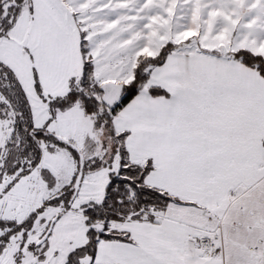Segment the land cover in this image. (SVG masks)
I'll use <instances>...</instances> for the list:
<instances>
[{"label":"snow or ice","instance_id":"6c2138e0","mask_svg":"<svg viewBox=\"0 0 264 264\" xmlns=\"http://www.w3.org/2000/svg\"><path fill=\"white\" fill-rule=\"evenodd\" d=\"M66 2L73 7L86 3V0ZM21 3L23 0H17L16 5H5L0 0V17H3L0 23V75L12 79L22 102L32 112L33 120L28 127L37 141L44 138L54 145L69 147L79 163L69 184L60 187L49 184L43 178L45 172L52 175L51 169L44 165L46 149L37 144L35 160L18 161L11 172L0 170V264H201L198 255L182 261L174 252H180L186 238L196 236L201 240L208 236L218 246L215 235L204 230L186 237L188 229L181 223L180 213L204 208H209L210 213L212 194L230 191L231 185L242 179L244 173L264 176V85L260 86L258 96L260 140L254 145L252 154L245 156L224 141L218 132L201 131L202 121L212 119L220 123L224 116L241 110L247 103L239 94L233 61L227 57L217 59L199 49L168 53L165 60H159L160 54H157L149 60L159 62L143 72L134 71L116 100L102 101L93 94L107 92L101 87L102 82L117 76L124 79L126 75L124 69L113 77L102 74L118 55L116 49L123 47V42L116 38L122 20L118 17L109 22L99 21L89 28L83 26L85 16H81V27L70 37L72 51L78 56L79 75L67 76L66 91L59 94L49 91L40 67L39 42L35 37H21L16 32ZM113 4H126V0H94L90 7L95 12ZM11 8H17V13L9 16L7 13ZM29 11L34 12V8ZM65 18L72 25L77 22L75 13L66 12ZM36 22L34 18L32 23ZM25 55L24 68L32 77L31 94L13 63L17 56L23 59ZM185 55L193 59L188 62L190 70L178 81L182 91L170 85L159 69L166 66L169 59L183 65ZM235 55L246 65L255 61L256 70L264 73V56L257 57L246 48L236 49ZM32 94L47 106L46 116L40 123L35 119ZM154 99L166 103L170 112L190 113L179 122V127L169 125L172 132L169 145L178 149L174 169L158 158L162 141L152 131L156 127L152 113ZM101 103L108 108L101 115L111 125L110 134L120 143L113 147L107 163L101 156L80 160L79 151L71 148V144L61 139L53 128L57 113L82 108L91 116ZM0 104L4 101L0 100ZM5 107L10 108L11 101ZM117 116H123V121H116ZM100 122L97 121L94 127H99ZM100 147L103 149L106 145L101 143ZM88 172L107 177L99 197H86L84 189ZM7 176L13 178L8 180ZM36 177L47 190H55L58 194L50 201L42 200L38 207L28 209L22 218L5 215L8 201L16 196L26 181L31 184ZM53 206L61 208L55 218L45 214L46 209ZM75 216L82 220L83 242L69 241V250L65 253L57 246V241L65 229L66 220ZM204 220L211 224L206 216ZM154 239L167 246V258L153 253Z\"/></svg>","mask_w":264,"mask_h":264},{"label":"rangeland","instance_id":"374dc122","mask_svg":"<svg viewBox=\"0 0 264 264\" xmlns=\"http://www.w3.org/2000/svg\"><path fill=\"white\" fill-rule=\"evenodd\" d=\"M4 4L16 5L17 2L6 0ZM93 4L94 0H86V3L73 7H70L66 0H23L21 3V10L17 16L16 32L21 37H35L39 42L42 57L40 67L45 86L49 91H52L57 83H63L64 72H77L79 74L78 56L72 51L70 37L81 27V16H85L83 26L89 28L95 22H109L118 17L121 18L122 23L116 30V38L123 42L124 47L119 48V50L122 51L121 57H124V62H114L111 64L112 66H107L102 73L113 77L120 69H124L126 73L124 79L118 76L114 79H106L114 82L122 83L129 79L131 63L134 65L138 55L153 56L169 41L176 45L175 48L185 46L187 43L198 45L199 42L222 48L218 44L221 41L227 42L230 33L246 29L255 35V48L264 52V0H126V4H113L102 11L97 10L95 12L90 7ZM30 8H34V12L30 13ZM66 12L77 14L75 25H72L71 21L65 18ZM88 17L93 19H88ZM2 18L0 17V20ZM34 18L37 20L35 24L32 23ZM199 38L202 40L200 41ZM129 41L131 42L128 43ZM228 53L231 55V51ZM26 59V55L23 59L17 56L13 63L21 73L31 94L32 77L30 72L25 71ZM114 59L118 60L119 57L116 56ZM118 64H123V66ZM57 80L58 82H56ZM0 99L4 100L1 95ZM32 100L35 119L40 123L46 116V114L44 116L43 109L47 111V106L37 101L34 94H32ZM3 113H7V115ZM3 113H0V166H3V159L8 151L13 130L12 112H5L3 109ZM75 140L76 138L73 141ZM105 141L104 135L98 133L93 151L89 148L90 140H87L82 147H77L83 148L81 152L85 160H89L93 156H101L107 161L111 155L112 147L111 143L106 145ZM101 143L106 147L102 149ZM41 146L42 149H46L44 165L51 168L53 172L52 175L47 172L43 173L44 180L48 181L49 184L55 183L57 187L69 184L72 177L67 178L68 173L73 169L75 172L77 168L76 159L71 150L66 146L61 147L46 142H41ZM49 147L52 148L51 151L47 150L50 149ZM0 170H3V167ZM87 175L89 179L84 189L86 197H99L107 177L101 178L93 172H88ZM12 178V176L6 177L8 180ZM55 193V190H47L39 177L34 178L31 184L26 181L16 196L8 201L4 214L9 217L22 218L28 209L38 207L42 200ZM60 211L61 208L53 206L47 208L45 214L53 218ZM256 219H262V216L260 218L243 217L241 223L251 225ZM69 241L83 242L82 220L79 216L66 220L65 229L57 241V246L62 248V252L66 253L69 250ZM250 248L251 250H258L253 245ZM261 249L262 247L259 252L263 255ZM62 259L63 255L61 262Z\"/></svg>","mask_w":264,"mask_h":264},{"label":"crops","instance_id":"0c3cea01","mask_svg":"<svg viewBox=\"0 0 264 264\" xmlns=\"http://www.w3.org/2000/svg\"><path fill=\"white\" fill-rule=\"evenodd\" d=\"M254 36L253 33L248 32L246 29L236 30L235 33H230V38H228L227 42L221 41L218 44L222 46V48L209 43L199 42L198 45L191 44V48L187 47L189 44L187 43L185 46L175 48L169 52L184 53L199 49L201 53L215 56L217 59L227 57L230 61L234 62L239 94L245 97L247 103L241 110L224 116L220 123L212 119L202 121L203 127L201 131L218 132L224 141L231 144L245 156L252 154V149L254 145L259 143L261 136L258 96L260 86L264 85V77L254 67L248 66L235 59L228 51L233 52L236 49L246 48L249 51L264 55L262 50L255 48ZM199 40L201 41L202 39L199 38ZM118 41L121 40L118 38ZM205 50H216L217 53H209ZM116 53H118V55H115V57L118 56L119 59H112L110 66H112L111 64L114 62H124V57H121L122 51L119 50V48L116 49ZM192 59L191 56L185 55L183 57L185 61L183 65H178L175 60L169 59L166 66L161 67L159 72L164 77L168 78L167 82L170 85L174 88H181L183 91L178 81L182 79L183 73L190 70L191 65L188 62ZM118 65L121 67L123 66V64ZM131 65L133 66L132 63ZM132 66L131 74L126 82L132 77ZM73 73L79 75L77 72ZM73 73L64 72L63 75L65 78L62 79L64 85L63 83H57L52 91L58 94L66 91L68 86L67 76ZM95 74L96 73H94V75ZM56 82H58V80ZM43 112L45 116L47 111L43 109ZM152 113L156 125L152 131H154L162 141L158 158L161 159L167 167L174 169L176 152L178 149L169 145V139L172 135L169 125L171 124L179 127V122H182L183 117L190 113L181 112L179 110L170 112L166 103H163L159 99H154L152 101ZM123 119V116H117L115 118L118 122H122ZM53 128L64 138L73 140L76 138L74 142L78 147H82L87 140L91 141L89 142V148L92 149L91 151H93L96 146L98 133L93 128L92 118L86 116L82 108L76 111L57 113V121L53 124ZM79 149L83 150V148ZM69 173L67 178L72 177L73 173H75L74 169ZM263 190L264 176L244 173L242 179L231 185L230 191L224 190L218 194H212L210 213L209 208L180 213L181 223H184L188 229L185 234L186 237L191 236L195 231L210 230L211 233L215 235L218 246L216 245L213 249H210L200 243V238L198 236L193 239L186 238L180 252H174L177 258L183 261L198 255L201 264H264ZM205 216L208 221H211V224L206 223L204 220ZM261 216L262 219L254 220V224L248 225L241 223V218L243 217L260 218ZM252 221L253 219L251 222ZM252 245L258 248V250H251L250 247ZM261 247L263 249H261L263 255L259 252ZM152 251L160 258H167L169 256L167 246L162 245L160 241L155 239L152 241Z\"/></svg>","mask_w":264,"mask_h":264},{"label":"trees","instance_id":"16d2710c","mask_svg":"<svg viewBox=\"0 0 264 264\" xmlns=\"http://www.w3.org/2000/svg\"><path fill=\"white\" fill-rule=\"evenodd\" d=\"M6 0H2L4 3ZM17 2V0H15ZM21 10V4H19V10L18 13ZM14 13H17V8H11L8 11V15L11 16ZM18 16V14H17ZM3 22V18L0 20V23ZM167 47H164V45L159 49V52L157 54L159 55V60H165L167 54L174 50L175 44L174 43H166ZM244 49V48H241ZM206 52L209 53H217L216 50H205ZM251 53L255 54L257 57L263 56L260 53L252 52ZM157 54L153 56L149 55H143L140 54L136 57L134 65L132 67V74L134 71L138 72H143L146 68L153 66L154 64L158 63L159 61L157 60H149L150 57L157 56ZM231 55L236 58L235 51L231 52ZM240 61V60H239ZM255 61L247 64L248 66L254 67L253 64ZM255 68V67H254ZM256 69V68H255ZM260 73V72H259ZM264 77V73H260ZM131 80V79H130ZM129 80V81H130ZM128 81V82H129ZM123 83L125 85L126 83ZM94 95H98V98L100 99V95L98 93H93ZM0 95L3 97L4 104H0V113H3V109L5 112L11 111L13 114V120H15V125H13V130L11 134V140L9 143V148L8 151L3 159V170L6 172H11L13 169V166L16 162L20 161L22 162L24 159L27 160H35L37 157V144H39V147L42 148L41 142H46L49 144H54L52 141H47L44 138H41L40 140L37 141V138L32 135V131L29 129V125L32 123L33 116L32 112L28 109L27 105H25L19 95V89L15 87L13 81L11 78H6L2 75H0ZM8 101H11V107H5ZM14 110V111H13ZM83 110V109H82ZM108 111V108L103 104L98 105V111L91 115L90 117L93 120V128L97 133H101V135H104L105 144L108 145V143H111V147H113L117 144L120 143V141H117L110 133H111V125L109 124V121L106 117L102 116V113H106ZM83 113L86 116L87 115L84 111ZM4 114V113H3ZM4 116V115H2ZM97 121H101L99 123V127H94V124ZM105 125H108V127H105ZM61 139H64L68 143L71 144V148L77 149L79 151V155H82L81 150L77 147L76 143L69 139V138H64L60 136ZM33 141H36V143H33ZM64 147V146H61ZM67 147V146H66ZM50 148V147H49ZM69 148V147H68ZM52 149V148H50ZM70 149V148H69ZM72 152V151H71ZM112 155V151H110ZM110 155V156H111ZM109 156V157H110ZM76 159V158H75ZM83 161H87L83 158ZM76 163L78 165L79 161L76 159ZM107 163V161H105ZM77 171V168H76ZM75 171V172H76ZM71 191V189H69ZM58 193L56 192L54 195L50 196L49 198L45 199L46 201H50L53 196L57 195ZM55 218V216L53 217Z\"/></svg>","mask_w":264,"mask_h":264},{"label":"water","instance_id":"95a60500","mask_svg":"<svg viewBox=\"0 0 264 264\" xmlns=\"http://www.w3.org/2000/svg\"><path fill=\"white\" fill-rule=\"evenodd\" d=\"M101 87L107 89V92L100 95V100L102 101L108 100L109 102H111L116 100L118 96L121 94L123 83L108 80V81H103ZM80 160H83L82 155H80Z\"/></svg>","mask_w":264,"mask_h":264},{"label":"built area","instance_id":"2783aa9c","mask_svg":"<svg viewBox=\"0 0 264 264\" xmlns=\"http://www.w3.org/2000/svg\"><path fill=\"white\" fill-rule=\"evenodd\" d=\"M200 243L210 249H213L216 246L212 243L211 239H209V237L207 236H205L203 240L200 239Z\"/></svg>","mask_w":264,"mask_h":264}]
</instances>
